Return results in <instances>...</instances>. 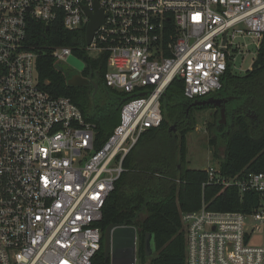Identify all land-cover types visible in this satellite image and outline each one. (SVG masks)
Here are the masks:
<instances>
[{
	"label": "built area",
	"instance_id": "obj_1",
	"mask_svg": "<svg viewBox=\"0 0 264 264\" xmlns=\"http://www.w3.org/2000/svg\"><path fill=\"white\" fill-rule=\"evenodd\" d=\"M97 8L104 21L90 44L85 31L83 47L93 59L107 56V87L136 94L98 148L95 123L40 85L39 52L27 43L33 22L79 31ZM245 37L257 57L264 0H0V264H92L105 203L140 135L161 126L164 92L177 78L191 100L219 91L230 49ZM48 51L59 63L74 57L87 66L72 46ZM204 170L203 188L234 189L251 210L203 202L184 212L186 264H264V171L228 174L219 163Z\"/></svg>",
	"mask_w": 264,
	"mask_h": 264
},
{
	"label": "trees",
	"instance_id": "obj_2",
	"mask_svg": "<svg viewBox=\"0 0 264 264\" xmlns=\"http://www.w3.org/2000/svg\"><path fill=\"white\" fill-rule=\"evenodd\" d=\"M85 27L68 31L60 22L48 31L33 22L27 43L39 52L37 71L40 85L53 96L70 97L83 112L86 120L95 123L97 148L108 139L120 122L123 99L128 95L106 86L104 74L107 56L96 59L85 50ZM81 45V50L77 46ZM56 46H72L87 65L84 77L105 85L104 102L98 106L94 100V86L68 85V72L49 53ZM228 94L236 95L240 102L228 110L230 121L220 123L221 112L208 122L209 147L219 160L223 172L264 171V40L252 69L240 76L228 67L222 78ZM98 91V90H97ZM194 100L184 94V81L175 79L161 98L163 121L157 128L143 132L123 161L124 170L108 197L102 231L109 224L133 225L138 230V264H186L187 239L182 220L184 212L198 210L206 203L208 209L250 212L244 198L234 189H221L203 183L207 180L204 169L193 168L187 162L186 130L192 123V112L205 106L190 107ZM178 123V131H171ZM153 235V254L145 255V234ZM101 248L92 264H110Z\"/></svg>",
	"mask_w": 264,
	"mask_h": 264
},
{
	"label": "water",
	"instance_id": "obj_3",
	"mask_svg": "<svg viewBox=\"0 0 264 264\" xmlns=\"http://www.w3.org/2000/svg\"><path fill=\"white\" fill-rule=\"evenodd\" d=\"M90 21L86 29V40L87 44H90L94 36L95 30L103 23L104 15L102 9L97 8V12L94 14L89 13ZM226 39L223 44H225ZM72 63L78 71L83 69V63L74 57H70L68 60ZM68 85L70 86H87L93 85L95 92L98 89V83L93 81L91 77H84L79 72L70 75L68 73ZM94 92V93H95ZM145 93H141L144 95ZM132 94L123 99L125 102L128 98L135 96ZM228 99L220 98L216 99V102L213 100H201L195 99L190 107L203 106L207 104H214L216 107L220 108L221 119L220 123L226 122V107L225 103ZM138 235V230L133 225H114L109 224L106 229L103 231V252L105 260L110 264H136V238ZM153 235L151 232L145 234V255L151 257L153 254V245H152Z\"/></svg>",
	"mask_w": 264,
	"mask_h": 264
},
{
	"label": "rangeland",
	"instance_id": "obj_4",
	"mask_svg": "<svg viewBox=\"0 0 264 264\" xmlns=\"http://www.w3.org/2000/svg\"><path fill=\"white\" fill-rule=\"evenodd\" d=\"M238 41L243 42L241 43L240 49H230V54H234V58L231 57L233 63L231 65V71L232 73L242 76L252 69L253 63L256 59L255 52L250 53L244 43H249V48L253 51H255V44L250 37L238 38ZM61 66L63 70L70 75H74L78 71V69L69 61L61 63ZM104 98L105 93L102 88L95 92L94 100L98 106L104 102ZM239 102L240 101L237 99L230 100L227 103V108L231 109ZM216 112V109L211 107L196 109L192 112V123H190L185 133V143L187 148L186 158L190 167L205 169L209 165H216L219 163V160L213 156V151L209 147L210 132L208 122L213 118L214 113ZM228 116L226 115V122L230 121ZM172 125H174V123Z\"/></svg>",
	"mask_w": 264,
	"mask_h": 264
},
{
	"label": "flooded vegetation",
	"instance_id": "obj_5",
	"mask_svg": "<svg viewBox=\"0 0 264 264\" xmlns=\"http://www.w3.org/2000/svg\"><path fill=\"white\" fill-rule=\"evenodd\" d=\"M80 73L81 75H83L82 74V71L80 70V71H77L76 73ZM75 73V74H76ZM97 77H98V80H94L92 77H91V79L93 80V81H96L97 83H98V89L97 90H99V89H103L104 90V88H105V85H104V83H103V78H102V76H100V75H98L97 74ZM227 90H229L227 87H222L219 91H216V92H214V93H212V94H210V95H208L207 97H202V98H200L201 100H213V102H216V99H220V98H224V99H228V101L225 103V107L227 108V103L230 101V100H234V99H236V95H234V94H228V91ZM238 100V99H237ZM203 106H205V108H215V109H219L220 110V108H218V107H216L214 104H207V105H203ZM228 109V108H227ZM228 110H230V109H228ZM227 115V114H226ZM227 122H225L224 124H226ZM170 130L171 131H174V132H177L178 131V123H174V125H172L171 126V128H170Z\"/></svg>",
	"mask_w": 264,
	"mask_h": 264
},
{
	"label": "crops",
	"instance_id": "obj_6",
	"mask_svg": "<svg viewBox=\"0 0 264 264\" xmlns=\"http://www.w3.org/2000/svg\"><path fill=\"white\" fill-rule=\"evenodd\" d=\"M94 92H95V90H94ZM94 95H95V93H94ZM94 95H93V96H94ZM199 99H200V98H199Z\"/></svg>",
	"mask_w": 264,
	"mask_h": 264
}]
</instances>
